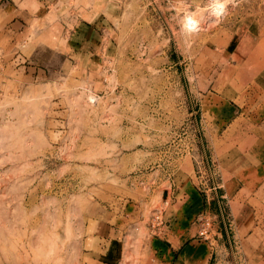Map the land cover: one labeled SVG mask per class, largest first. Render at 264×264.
<instances>
[{"label": "rangeland", "instance_id": "obj_1", "mask_svg": "<svg viewBox=\"0 0 264 264\" xmlns=\"http://www.w3.org/2000/svg\"><path fill=\"white\" fill-rule=\"evenodd\" d=\"M59 1L18 49L0 40V264H157L152 242L172 239L181 191L204 194V148L232 237L222 245V216L198 214L192 224L213 223L211 264H261L248 244L264 248L253 199L264 181L254 149L264 140V0H226L220 16L208 0ZM81 8L107 31L70 62L77 42L61 24L72 28ZM38 46L57 52L36 59Z\"/></svg>", "mask_w": 264, "mask_h": 264}, {"label": "crops", "instance_id": "obj_2", "mask_svg": "<svg viewBox=\"0 0 264 264\" xmlns=\"http://www.w3.org/2000/svg\"><path fill=\"white\" fill-rule=\"evenodd\" d=\"M1 2L2 0H0V22L3 27L0 29V40H2L3 38L6 40L10 39L8 47H10L11 50L18 49L17 40L19 37L26 36L27 34L29 35L30 32H42L38 30V23L44 21L47 22L52 13L51 7L59 6L61 3L59 0H7V4H1ZM70 13L71 16L69 14V17L71 18L67 20L73 22V27L69 28V24H66V26L63 24L61 25L63 27L62 32H67L70 38L75 39L77 42L76 45H70L68 48V61L73 62V60L75 59L74 57H76V55L80 51H82L84 47H88L89 49L93 50V46L95 45L94 40H96V37L99 35L98 32H103V30L105 32L107 30H102V28H100L102 20H96L97 14L93 10H86L81 8L80 10H71ZM83 13L86 16H84ZM91 19L94 21L92 22ZM60 20L61 22L64 21L62 19ZM68 21H66V23ZM33 25L36 26L35 29ZM43 32L54 31L45 29V31ZM52 47L53 46H45V49L44 46H38L36 49L37 53L34 56L36 57V59H39L41 50L44 49L46 51L48 50V48H50L49 51H51L52 53H56L57 50L53 49ZM87 51L88 50H86V52ZM18 52L19 51H16L13 54V59L11 61L16 58L15 54ZM28 59L30 60L31 58ZM9 64L11 65L10 67L15 74L24 75L25 78L31 81H36V79L39 78L38 76L40 75V70L35 67L30 68L27 71L26 67H18L20 66L18 63L11 62ZM4 65L5 68L3 70H0V74L4 77H7L4 72L6 68H8V63ZM79 65H82V63L77 64V66ZM35 70H39L38 76H36L35 72H33ZM260 141H258L260 142L259 145L256 144L257 146L254 144V149L256 150V155L258 156V160L261 164L260 169L264 171V140ZM202 153L203 154L201 156V160L206 159V161L210 163L205 148L203 149ZM199 190L201 191L200 188ZM201 192H203L204 194H200L199 191L197 192L194 189L181 191L180 198L176 202L174 207V212L177 214L174 218V220L176 221V229L172 236V239L170 241L167 240L168 242L160 239H154L152 242V250L154 254L153 257L159 260L157 264H211V261L213 260L211 248L207 244L203 243L202 239L198 238L200 225L198 224L197 228L196 224H192L195 218L200 213L201 215L210 216L219 214L220 216H222L220 218L221 223H223L221 228L223 240L221 241V244L226 246L227 248L228 246L232 248V237L228 232V228L225 222L226 218L224 210H226L227 206L226 193H224L220 186L218 191L205 189ZM253 199L255 200L256 204L254 213L256 217V214L260 213L259 211L262 212V210H264V181H260L255 184ZM176 209H178V211H176ZM244 219L242 220V223H245ZM254 228L261 229L264 234V227H262L261 225ZM162 231L163 230L160 231V234L162 233ZM194 231H196V233L194 234L196 236L193 237H196V239L192 240L193 238H191V235ZM256 239L258 238L254 239L255 243L252 242V244H248V251L250 252V249H252L251 255H253L255 259L256 257L258 259L259 256L261 264H264V248L262 249L261 243H256L258 242ZM237 243H241L243 246L242 241ZM112 249L113 248L110 249L111 252ZM100 259L101 261H99L98 264H118V262L120 261L119 257L115 261L113 259L109 260L103 257H101Z\"/></svg>", "mask_w": 264, "mask_h": 264}, {"label": "built area", "instance_id": "obj_3", "mask_svg": "<svg viewBox=\"0 0 264 264\" xmlns=\"http://www.w3.org/2000/svg\"><path fill=\"white\" fill-rule=\"evenodd\" d=\"M209 2V8L212 10L213 9V2L214 0H208ZM199 173L201 174V179L205 180L206 187L205 189H210L212 191H218L219 186L217 185L214 174L212 171L211 164L206 161V159L201 161V167L199 168ZM162 217L160 215L156 216L155 218V224L160 226L162 225ZM213 234V223L211 221V218L208 217H203L200 218V231L198 234V238L202 239L203 241H210L211 236Z\"/></svg>", "mask_w": 264, "mask_h": 264}, {"label": "clouds", "instance_id": "obj_4", "mask_svg": "<svg viewBox=\"0 0 264 264\" xmlns=\"http://www.w3.org/2000/svg\"><path fill=\"white\" fill-rule=\"evenodd\" d=\"M226 8V0H214L213 2V14L220 16ZM197 27L196 21L192 18L187 19L185 28L188 30H195Z\"/></svg>", "mask_w": 264, "mask_h": 264}]
</instances>
